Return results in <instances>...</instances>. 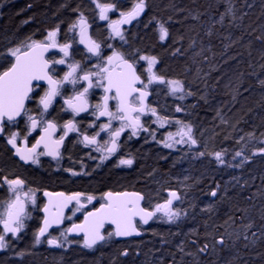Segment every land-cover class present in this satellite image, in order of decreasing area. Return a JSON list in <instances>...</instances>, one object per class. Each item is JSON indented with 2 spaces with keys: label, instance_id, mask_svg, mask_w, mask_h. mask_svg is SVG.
<instances>
[{
  "label": "trees",
  "instance_id": "16d2710c",
  "mask_svg": "<svg viewBox=\"0 0 264 264\" xmlns=\"http://www.w3.org/2000/svg\"><path fill=\"white\" fill-rule=\"evenodd\" d=\"M98 2L113 4L123 11L130 10L133 4L132 0ZM145 4V26L137 31L134 43H141L144 50L156 53L162 71L168 76L177 77V80L184 82L186 89L195 93L190 98L196 105H189L184 117L196 124L203 136V145L213 149H226L229 146L228 151L233 148L235 137L240 132L255 136L264 133V87L259 84L264 79V42L256 39L257 36L264 35V0H247V3L245 0H145ZM95 6L92 0L9 2L0 23V51L16 43L20 45L28 37L39 40L37 38L57 25L59 29H64L78 17L77 12L92 18L91 9ZM228 7H232L236 16H243V19L233 20L231 16H226L224 22L219 23L221 14ZM193 15L198 19H193ZM161 22L165 23L170 34L165 46L157 44L162 43L159 42L158 33L156 34V26ZM209 30L212 32L211 36L206 34ZM176 48H180L181 53L173 55ZM226 89L233 90L240 103H244L234 120V129L229 131H225V128L216 129L214 118L212 120L216 109L213 101H217L218 106L221 105L222 98L227 99L226 95L221 96L222 90ZM201 96H206L208 103L200 99ZM206 130L214 134L205 136ZM138 153L139 164L134 171L106 173L87 185L113 190L138 188L146 195L149 194L151 199L162 194L163 189L170 185V165L162 163L166 160H161L153 149L138 150ZM257 163L263 171L264 162L260 160ZM182 171L180 168L175 173L179 174V180L186 183L185 195L190 218L176 232L168 227L155 228L152 225L147 230L151 232L150 239L114 241L97 255L73 251L60 258L45 249L32 251L31 235L27 233L20 245L15 247L20 249L22 246V259L14 262L8 257L0 256V264H197V261L199 264H209L212 260L231 258L237 252L240 254L237 264H264V241L244 248L246 242L241 237L235 241L232 251H222L219 256L206 254L205 257L189 244L192 240L198 247L205 243L211 245L214 238H220L226 230L233 232L235 225L225 224V221L229 215L237 218L244 216L243 211L236 209L248 210L245 222L248 218L253 220L256 227L252 231L258 232L260 225L264 224L260 219V212L264 209V173L257 170L251 182L235 178L234 186H228L223 171H217L209 162L190 164L183 171L187 175ZM217 184L220 185L218 197L211 200L210 191L217 189ZM210 204L213 209L206 211ZM239 223L240 220L237 219L236 224ZM35 225L31 224V228ZM233 239L235 240V236ZM181 245L184 252L192 255L181 252ZM125 249L130 251L127 258L121 255ZM132 249H138V257Z\"/></svg>",
  "mask_w": 264,
  "mask_h": 264
},
{
  "label": "snow or ice",
  "instance_id": "6c2138e0",
  "mask_svg": "<svg viewBox=\"0 0 264 264\" xmlns=\"http://www.w3.org/2000/svg\"><path fill=\"white\" fill-rule=\"evenodd\" d=\"M92 2L99 9V18L101 20H108L107 13L115 10V5L113 4L100 3L98 0H92ZM245 3H247V0H245ZM250 6L251 5H249V7ZM145 7V0H138L131 11L120 13L122 17L121 20L111 21L109 27L112 29L113 36L124 40L119 25L130 23L131 20L137 18L145 10ZM226 16H231L233 20L243 19V16H236L232 7H228L226 11L221 14L219 23H223ZM192 18L198 19L196 15H193ZM87 27L88 23L83 13H80L79 20L70 25L69 31L78 28V35L80 37L79 43L84 44L87 51L91 53L92 56L98 58L99 63L95 65L96 71L94 72L83 70L79 62H73L68 65L69 71L64 74L62 79L57 80L53 78L50 72L51 65H63L66 63V60L64 58L49 60L45 58V53L50 49H58L66 58L69 56V49L72 47L69 43L58 42L57 37L60 33L58 25L56 28L49 30L42 40H35L32 39V37H28L25 41H22L19 46L10 47L5 52H0V57L8 62V66L0 71V134H4L6 126L14 124L17 117H20L22 114L27 117V121L29 122L28 126L30 130L28 135H31V131H34L40 124V121L30 115L29 110L25 107L26 101L33 98L31 94L39 87V85L34 82L46 81L48 84L47 90L40 96L38 101L39 106L42 107L41 119H43V114L48 111L55 97L61 95V85L68 83L75 86L83 81L87 83V86L84 87L82 91H75L73 96L64 100V103L74 114L79 115L81 112L88 111L89 105L87 95L89 89L93 87H100L103 89L105 95L102 97V103L94 106L96 111H94L92 115L96 116L97 119L106 116L108 117V122L98 125L99 131L93 135L89 136L84 134L82 141L85 147L95 145V151L107 153V155H102L100 157L101 163L117 152V140L125 129H131V136H137L140 131H144L149 132V135L155 139V132H150L149 128L141 123V116L146 114H151L156 117L153 123L159 122L160 127H164L165 124H175L178 126L175 133L169 132L167 134V137L163 141L164 147L171 149L174 148L176 144H187L189 148H191L197 145L198 141L194 135V126L191 123L160 116L156 108L150 107L145 103L146 97L149 95L148 86L153 83L165 85L168 88L169 94L179 100H184L187 96H193L195 93L190 89H186L183 81L166 80L163 76L153 71L158 63L157 58L154 56L139 57L140 60L147 61V68L145 69L147 72V83H145V81L141 79V75L137 74L134 64L129 62L122 53L113 51L111 55L105 58L101 53V45L87 35ZM158 33L161 42L169 38V29L166 27L165 23H159ZM206 34L211 36V30ZM256 39L264 42V35L257 36ZM108 47H112V45H108ZM180 53L181 49L176 48L173 55ZM262 58H264V53H262ZM262 67H264V65H262ZM78 70H80L79 73ZM93 77L96 78L95 83L93 82ZM138 84L142 85V87H136ZM259 84L264 87V79L260 80ZM109 93H112V95H108ZM200 99L208 103L206 96H201ZM235 99L236 97L233 96V100ZM110 100L116 101L115 111H110L109 109ZM175 111L179 113L185 111V109L177 106ZM217 115H220V113L218 112ZM113 120L121 121L120 126L113 128ZM221 120L223 122V117H221ZM91 126L93 125H90V127ZM63 127L66 130L64 135L54 140L52 136L55 132L56 125L52 121H48L43 128L44 135H41L31 148L25 147L21 149L18 147L17 139L20 135L18 132H13L8 135L7 143L15 150L14 154L19 157L21 161L36 164L38 163L39 156L49 155L53 158H57L60 155L59 147L63 144L67 133L77 130L72 120H69ZM100 132H106L109 136V139L105 140L103 144L99 143L97 140ZM252 135L254 134H249L250 137ZM176 137H179V139H176ZM24 139L25 141L27 140V135ZM240 139H243V137ZM145 142H147V138H145ZM157 143H160V141H157ZM261 143H264V141H261ZM41 144H43L44 151L37 152ZM226 152L227 149H224L213 154L219 165L225 164L224 155ZM204 155L205 152H197L195 154L196 157H203ZM256 155L264 157V148H260L257 152L252 153V156ZM241 156H243V159L235 165V167H242L244 163L252 162L250 156L243 154V149L236 151L233 159ZM132 164L133 160L130 158H119L117 166L130 167ZM227 166L233 167L231 164ZM66 171L70 170L66 169ZM72 174L78 175L79 173L73 172ZM0 179L3 180V184L7 185V191L10 193L7 200L0 201V224L3 225V231L0 233V250H6L9 247V234L12 238H18V234L25 227V220L30 218L28 205H35L36 200L33 189H26L23 179L19 177L9 179L7 176ZM185 179H187V177H185ZM216 188L218 190L220 185L217 184ZM217 190L210 191V196L213 198L218 197ZM44 195L49 197V200L48 203L40 209L45 213V217L43 226L40 227L35 234L36 244L42 242L41 238L46 236L49 228L63 223L65 219L64 209L67 208L73 200H75L77 204V207L73 210V215H75V212L79 211L80 208L84 207L81 203L80 193L65 196L64 193L45 192ZM168 197L169 198H167L163 204H157L153 211H146L144 208L140 207L139 202L144 198L141 194L127 192L114 194L112 192H107L102 198L106 201L105 203L101 204L100 207L94 211L87 212L84 216L83 223H74L70 228L62 230L60 235L66 242L71 243V241H67V236L69 234L74 233L79 235L83 233V247L88 249L94 248L99 242L105 240V234L101 230L106 223L115 225V231L107 233L109 237L131 236L134 234L140 235V231L133 223V218L136 216H139L144 224H147L157 213H160L163 218H166L167 223H172L174 220L180 218V209L174 207V201H180L181 195L176 191H169ZM86 199L91 203L94 197L89 195ZM220 199H223V196H220ZM212 209L213 206L210 204L205 210L211 211ZM236 210L243 211L244 216L237 218L234 215H229L228 220L225 221V224L231 223L235 225L234 231L229 233L226 230L225 234H222L220 238H214L213 244L209 245L205 243L199 246L197 251L200 254H214L219 256L222 251H232L235 246V241L240 240L241 237L246 242L243 245L244 248L255 246L257 242L264 241V224L260 225L258 232L252 231L256 227L255 222L250 218L245 222V218L248 217V210ZM67 219H71V217L69 216ZM237 219L240 220L238 225L236 224ZM260 219L264 221V209L260 212ZM225 235L227 239H225ZM233 236H235V240ZM229 241H232V243L230 244ZM46 243L52 247H63V243L60 242L58 237L48 238ZM193 243H195V241H193ZM179 250L184 252V247L182 245L179 246ZM184 254L192 255L190 252H184ZM20 255L22 256L24 253H20ZM121 255L127 256L128 252L124 251ZM239 255V252H237L236 255L231 258H224L222 261L212 260L209 264H237ZM197 264H199V261H197Z\"/></svg>",
  "mask_w": 264,
  "mask_h": 264
},
{
  "label": "flooded vegetation",
  "instance_id": "af4514ba",
  "mask_svg": "<svg viewBox=\"0 0 264 264\" xmlns=\"http://www.w3.org/2000/svg\"><path fill=\"white\" fill-rule=\"evenodd\" d=\"M18 1L19 0H0V23L3 20L4 13L8 8L9 2L16 3ZM98 10L99 9L96 6L93 7L91 9L93 17L87 18L84 16V18L88 23L87 34L91 39L95 40L101 45V53L105 58L111 55L113 51L122 53L125 58L129 60V62L134 64L137 74L141 75V79L144 80L145 83H147V72L145 71V69L147 68V61L140 60L139 57L154 56L157 58L158 63L154 67L153 71L157 72L158 75L163 76L166 80H177V77L168 76L162 71L161 62L156 53L150 50H144L141 46V43H134V37H136L137 31L145 26V24L143 23V19L146 14V8L144 10V16L140 20L133 22L130 26H125L124 24L119 25L120 30L123 33L124 40H121L119 37L113 36L112 29L109 27V24L111 23V21L121 20V12L127 13L131 10L123 11L115 6L114 11H109L107 13L108 20H101L99 17H97ZM76 15L78 17L74 18L73 23H76L79 20L80 12H77ZM71 24L67 25L64 29H60V33L57 37L59 43L66 42L72 45V47L69 49V56L65 58L63 56V53H61L58 49L51 50L45 56V58L49 60L61 58H64L66 60V63L63 65H51L50 72L53 78L57 80L62 79L64 74L69 71L68 65L70 63L79 62L81 65V69L90 70L93 72L96 71L95 65L99 63L98 58L92 56L91 53L87 51V48L83 47L81 43H79V29L77 28L73 31H69V27ZM46 33L47 32H45L37 39H44ZM156 33H158V26H156ZM167 40L157 44L165 46V42H167ZM108 45H112V47H108ZM16 46H19V44L17 45L16 43L14 45L7 46L0 52H5L8 48ZM7 66L8 62L0 57V71H2ZM79 71L80 70H78V73ZM95 79L96 78L93 77L94 83ZM38 85L39 87H37L31 94L33 98L26 101L25 104L26 109L29 110V114L40 121L38 127L34 131H31V135H28V132L30 130L28 126L29 122L27 121V117L22 114L17 118L14 124L6 126L4 134H0V178L5 176H7L9 179L19 177L25 181L26 189L31 188L34 191L36 202L35 205H28L30 218L25 220V222L29 223L26 227V234H34V229L31 228V224L34 223L41 227L43 223V211H41L40 209H42L48 203V201L44 197L45 192L64 193L65 196H71L75 193H80L81 203L84 205V207L80 208V210L76 211L75 215H73V210L77 207L76 202L73 201L70 205V208L65 213V219L63 221L62 227L52 230L46 237L42 238L41 240H45L48 237H55V233H57V231L63 230L65 227L70 228L74 223H82L87 212L94 211L95 209L99 208L101 204L106 202L102 198L107 192H131L141 194L144 197L142 207L147 211H153L155 205L163 204L165 200L169 198V191H176L181 195V200L177 201L174 204V207L179 208L180 203L184 202V208L182 209L184 212H181V214L183 215L182 218H184L183 220H185V222L183 224H177V222L166 223L161 225V227H168L171 228L173 232H176L188 222L190 218V211L188 202H186V183L179 180V174H176L175 170L182 168V170L185 171L190 167V164L198 165L203 162H208V158L213 156L215 152L222 151L224 149L208 148L207 146H204L203 143L199 145L197 143V145L192 146L191 148H189L188 145V147L186 148L176 146L174 150H171L170 148H166L164 146H158L156 145L158 143H156L154 147L155 149H153L152 145L149 144V141L145 142L146 137L144 135V131H140L137 136H131V129H125L117 140V152L114 155H111L107 160H104L103 163H101L100 157L102 155H107V153L95 151V145L85 147L82 141L84 134L91 136L99 131L98 125L108 122V117L106 116H102L97 119L96 116L92 115V113L96 111L94 106L102 103V97L105 95L103 89L100 87H93L89 89V93L87 95L89 105L88 111L81 112L79 115H76L70 109H68V106L64 103V100L70 96H73L75 91H82L83 88L87 86V83L81 81L75 86L65 83L60 87L61 95L55 97L48 111L43 114V119H41L42 107L39 106L38 101L40 96H42L47 90L48 85ZM136 87L140 88L142 87V85L138 84L136 85ZM148 92L149 95L145 100L146 104H148L150 107L156 108L157 113L160 116H165L173 120L179 119V113L175 111V108L179 106L178 100L174 98V96L169 94L168 88L165 85L157 83L150 84L148 86ZM108 95H112V93H109ZM115 104L116 101H109L110 111H115ZM69 120L73 121V123L76 125L77 130L67 133L63 144L59 147L60 155L57 158H53L49 155H43L38 157V163L36 164H33L31 162L24 163L19 158H17V156L14 154L15 150L11 147V145L7 143V136L13 132H18L20 134L17 139L18 147H20L21 149H24L25 147L31 148L32 145L35 144L36 141L40 138V136L44 135L43 128L46 126V123L48 121H52L56 125V129L53 133L52 138L54 140L59 139L60 136L64 135L66 130L63 126ZM154 120H156V117L152 116L151 114L141 116V123L148 127L150 132H156V127L154 126H156L157 124L153 123ZM120 124L121 121L119 120L112 121L113 128L119 127ZM90 125L93 126L90 127ZM26 135L27 140L25 141L24 137ZM108 139L109 136L106 132H100V135L97 137L98 142L101 144H103V142ZM145 149H153L154 152L160 156L161 160H166L164 162L162 161V163H168L170 165V177L168 178V180L170 181V185H167L163 189L162 194H159L155 198L151 199L149 194L146 195L145 192L139 191L138 188H124L121 190H113L112 188L98 189L95 187H89L87 185V183L91 180L97 178L98 176L105 175L106 173H130L134 171L135 169H137L139 164L138 150L144 151ZM42 151H44L43 144H41V147L37 149V152ZM197 151L205 152V155L203 157H196L195 154ZM119 158H130L133 160V164L130 167L124 166L125 168H121V166H117ZM218 168V171H223L222 165L218 164ZM66 169L70 171H66ZM73 172L79 174L73 175ZM183 174L187 175V172H183ZM89 195L94 197L91 203H89L86 199ZM9 196L10 193L7 191V185L3 184V180L0 179V201L7 200ZM214 199L215 198L211 197V200ZM157 215L162 216L160 213H157L156 216ZM69 216L71 217V219H67V217ZM155 217H153V220L155 219ZM153 220L146 227L142 226L140 222L136 221V226L137 229L141 232V237L128 239L125 241H118L115 237V241L130 242L147 238L150 239L151 232L147 230L152 226ZM155 228H160V226ZM2 231L3 227L2 224H0V233H2ZM109 232L114 231L112 228L106 227L103 231V233L105 234V239L107 233ZM20 233L18 234V236L20 235ZM10 237L11 235L8 236V238ZM68 237L72 239L76 238L70 237L69 235ZM189 244L193 245L197 251L198 245L196 244V242L193 243V241L190 240ZM50 247L51 248H49L48 246L49 249H55L52 246ZM132 250L135 252L136 257H138V249ZM124 251H127L128 255H122V257L127 258L130 251L129 249H125ZM200 255L205 257L206 254Z\"/></svg>",
  "mask_w": 264,
  "mask_h": 264
},
{
  "label": "rangeland",
  "instance_id": "374dc122",
  "mask_svg": "<svg viewBox=\"0 0 264 264\" xmlns=\"http://www.w3.org/2000/svg\"><path fill=\"white\" fill-rule=\"evenodd\" d=\"M132 1H133V4L130 7L131 9L135 6V4L138 2V0H132ZM97 17H99V10L97 12ZM227 79L228 78H226V80ZM225 95H226L227 99L222 98L223 103L221 105L218 106V102L213 101V103H215L216 109L213 112L212 120L214 118V123H215L216 129L220 130L221 128H225V131H229V130L234 129V127H235L234 120L239 115V113H240L239 111L244 107V103H240L241 101L237 98L236 94L231 89L222 90L221 96H225ZM233 96L236 97L235 100H233ZM177 100H178V105L185 109V111L179 112V120H182L185 123H190L188 121V119H186L184 117L185 112L187 111L186 109L189 105L195 106L196 103L191 101L190 96H187L184 100H179V99H177ZM218 112L220 113V115H217ZM221 117H223V122L221 120ZM190 118H191V116H190ZM156 124L157 125L154 126V127H156L155 128V131H156L155 132V139H153V137L151 135H149L148 132L144 133L145 137L147 138V141H149V144L152 145L153 149H155L154 147H155V144L157 143V141H160V143H158L156 145L163 147V141L167 137V134L169 132L175 133L177 131V127H178L175 124H165L164 127H160L159 122H157ZM191 124L194 126V135L198 141V145L202 144L203 143V142H201V139L203 140L202 134L200 133L198 127L196 126V124L194 122H192ZM213 134L214 133H212V131H208V130H206L204 133L205 136H212ZM241 137H243V139H240ZM176 139H179V137H176ZM237 141H239V142H237ZM261 141H264V133L260 134L259 136L252 135L251 137L248 134H243L241 132L239 134H237V136L235 137V142L233 143L234 144L233 148L232 147H231L232 149L229 148L228 151L226 152V154L224 155L225 164L222 165L223 166V173L225 174V181H226V184L228 186H234L236 179L237 180L238 179H241V180L245 179V180H247V182H251L254 178V172L257 170L262 171L261 169H259V165L257 162L260 160L262 162H264V157H262L260 155L252 156L253 152H257L260 148H264V143H261ZM176 146L181 147V148L188 147L187 144H176L174 146V148H171V150H174ZM228 147L229 146H227V148ZM242 149H243V154L250 156L252 162L251 163H244L242 167H235V165H237L243 159V156L236 157L235 159H233L234 153L236 151H240ZM197 152H199V151H197ZM208 162L211 163V165H213V167L218 171V169H219L218 168V162L215 160L214 155L211 156L210 158H208ZM228 164L233 165V167H228L227 166ZM121 168H125V167L121 166ZM262 173H264V170L262 171ZM155 206H154V209H155ZM183 208H184V202L180 203V206H179L180 218L177 220H174V222H177V224L178 223L183 224L185 222V220H183L184 218H182L183 215L181 214V212H184L182 210ZM24 223H25V227L21 231L18 238H11V237L8 238L9 247L6 250H0V256L8 257L9 259H11V261L13 260L14 262L20 261L22 259V257L24 256V255H22V256L20 255L21 251L23 250L22 246H20V249H15V247L20 245L24 236L26 235V227L29 223L28 222H24ZM166 223H167L166 218H163L162 216L157 215L155 217V219L153 220L152 225H154L155 227H159V226L161 227V225L166 224ZM36 225L33 227V229H34L33 233L34 234L31 235V237H32L31 238L32 242H31V246H30L31 250L34 252H38L41 249H45L47 251H51V253H50L51 255H57L58 258L65 256V255H70V254H72L73 251L83 252L87 255L88 254L89 255H97V254L101 253L103 250H105L106 248L110 247L115 241V236L109 237L108 235H106V239L102 243L96 245L92 249H87V248L83 247V239L82 238L72 239V238H69L67 236V241H71V243H68L60 235L62 230H59V231H57V233H55V237L59 238L60 242L63 243V247H60V248L53 247L55 249H49L51 247L49 245H47V243H46V240L49 237L46 238L45 240H41L42 242L39 244L35 243V234L37 233V231L40 228V226H38V225L36 226ZM66 228H68V227H65L64 229H66ZM48 246H49V248H48Z\"/></svg>",
  "mask_w": 264,
  "mask_h": 264
},
{
  "label": "water",
  "instance_id": "95a60500",
  "mask_svg": "<svg viewBox=\"0 0 264 264\" xmlns=\"http://www.w3.org/2000/svg\"><path fill=\"white\" fill-rule=\"evenodd\" d=\"M144 11L137 17V18H135V19H133V20H131V22L130 23H124V25L125 26H130L133 22H135V21H138V20H140L143 16H144ZM88 35V34H87ZM89 36V35H88ZM80 39V38H79ZM83 47H85V45L84 44H81ZM86 48V47H85ZM51 50H53V49H50L47 53H45V56L51 51ZM35 84H47V82L46 81H39V82H34ZM48 85V84H47ZM18 118V117H17ZM24 146V145H23ZM17 158H19V157H17ZM23 162V161H22ZM25 163V162H24ZM122 193H125V192H122ZM127 193H131V192H127ZM115 194V193H114ZM44 197H45V199L48 201L49 200V197H47V196H45L44 195ZM55 198V197H54ZM73 201H75V200H73ZM72 201V202H73ZM71 202V203H72ZM177 201H174V204L176 203ZM71 203L68 205V207L67 208H65L64 209V216H65V213L67 212V210L70 208V205H71ZM140 203V207H142V203H143V199L139 202ZM143 208V207H142ZM147 211V210H146ZM43 216L45 217V213L43 212ZM153 220V218L151 219V220H149V222L147 223V224H144L141 220H140V218H139V216H136V217H134L133 218V223L136 225V221H138V222H140L141 223V225L142 226H144V227H146V226H148L150 223H151V221ZM84 221V220H83ZM83 223V222H82ZM62 225H63V223H61L60 225H58V226H56V225H54L53 227H51V228H49L48 229V233L46 234V236L52 231V230H55V229H59L60 227H62ZM43 226V223H42V225H41V227ZM2 227H3V225H2ZM106 227H110V228H112L113 229V231H115V225H111V224H105L104 225V228L101 230L102 232L104 231V229L106 228ZM137 227V226H136ZM10 235V234H9ZM45 236V237H46ZM69 236L70 237H76V238H78V237H82V238H84L83 237V233H81V234H79V235H76V234H69ZM116 237V239L118 240V241H125V240H128V239H135V238H139V237H141V232H140V235H131V236H119V237H117V236H115ZM42 238H44V237H42ZM41 238V239H42ZM101 242H103V241H101ZM101 242H99L98 244H100ZM97 244V245H98Z\"/></svg>",
  "mask_w": 264,
  "mask_h": 264
},
{
  "label": "bare ground",
  "instance_id": "6f19581e",
  "mask_svg": "<svg viewBox=\"0 0 264 264\" xmlns=\"http://www.w3.org/2000/svg\"><path fill=\"white\" fill-rule=\"evenodd\" d=\"M170 24V23H169ZM227 32V31H226ZM157 34V33H156ZM188 71V70H187ZM233 80V79H232ZM255 99V98H254ZM24 260V259H23Z\"/></svg>",
  "mask_w": 264,
  "mask_h": 264
}]
</instances>
